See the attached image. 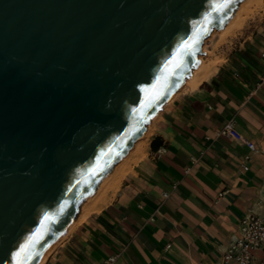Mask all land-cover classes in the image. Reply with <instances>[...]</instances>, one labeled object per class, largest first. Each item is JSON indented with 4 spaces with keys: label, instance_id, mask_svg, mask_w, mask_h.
<instances>
[{
    "label": "water",
    "instance_id": "95a60500",
    "mask_svg": "<svg viewBox=\"0 0 264 264\" xmlns=\"http://www.w3.org/2000/svg\"><path fill=\"white\" fill-rule=\"evenodd\" d=\"M243 1L0 0V264L65 234Z\"/></svg>",
    "mask_w": 264,
    "mask_h": 264
},
{
    "label": "crops",
    "instance_id": "0c3cea01",
    "mask_svg": "<svg viewBox=\"0 0 264 264\" xmlns=\"http://www.w3.org/2000/svg\"><path fill=\"white\" fill-rule=\"evenodd\" d=\"M244 21L209 40L208 75L163 104L42 264H215L263 211L264 0ZM232 117L254 149L218 134Z\"/></svg>",
    "mask_w": 264,
    "mask_h": 264
},
{
    "label": "built area",
    "instance_id": "2783aa9c",
    "mask_svg": "<svg viewBox=\"0 0 264 264\" xmlns=\"http://www.w3.org/2000/svg\"><path fill=\"white\" fill-rule=\"evenodd\" d=\"M218 134L244 142L251 149L255 147L254 142L238 130L233 117L226 121ZM245 168L248 167L245 166ZM261 190L264 194V183ZM262 207L261 213L249 212L241 218L239 235L215 264H264V205ZM256 250H261L262 255L256 254ZM117 257L118 253L109 256L106 263L114 262Z\"/></svg>",
    "mask_w": 264,
    "mask_h": 264
},
{
    "label": "bare ground",
    "instance_id": "6f19581e",
    "mask_svg": "<svg viewBox=\"0 0 264 264\" xmlns=\"http://www.w3.org/2000/svg\"><path fill=\"white\" fill-rule=\"evenodd\" d=\"M253 0H245L243 2L239 3V6L237 7L235 14L233 15V17L231 18V20L225 24V26L221 29H214L211 34L205 39L203 45H202V50L205 51V54H200L198 56L199 61L196 63V66L192 68V70L190 71V73L188 74V76L185 78L184 83L178 88V90L184 85V84H191V85H195L197 80L200 78V76H206L208 70L206 67V63H205V57L208 56V49H206V43L209 41V39L215 34V33H219L222 36L225 35L226 33L233 31L235 29L238 28L240 21L243 17L242 12L243 10L246 8V6L249 4H251ZM245 12V10H244ZM208 75V74H207ZM177 92V91H176ZM176 92L174 94H172L170 96V98L168 100H170L171 98H173V96L176 94ZM160 110V109H159ZM158 112L154 115V117L151 119V121L148 124L147 129L145 130L144 134L134 143V147L133 149L129 150L128 153L123 156L122 160H120V162L117 163L116 166H120L123 162H125V160L127 159V157L129 156V154L144 140V138L148 135L149 131H150V127L151 124L153 123V121L156 119V117ZM115 166V168H116ZM114 170H112L110 173H108L100 182V184L98 185V187L96 188L95 192L86 200L81 204V210L80 213H82V211L85 209V206L88 202L92 201L93 198L98 194V192L101 190V188L110 180V178L113 175ZM76 220V219H75ZM75 221L72 222V224H74ZM70 225L69 228L67 229V231L65 232V234L59 239L57 240L53 245H51L44 253L43 255L38 259V261L35 264H42L44 262V260L47 258V256L50 254V252L54 249V247L59 244V242L66 236V234L68 233V231L70 230V228L73 225Z\"/></svg>",
    "mask_w": 264,
    "mask_h": 264
},
{
    "label": "rangeland",
    "instance_id": "374dc122",
    "mask_svg": "<svg viewBox=\"0 0 264 264\" xmlns=\"http://www.w3.org/2000/svg\"><path fill=\"white\" fill-rule=\"evenodd\" d=\"M262 4V0H253L252 2H251V4H249V6L247 5L246 6V8L244 9L245 10V12H244V10H243V12H242V15H243V17H242V19H241V21H240V24H239V26L238 27H240V26H242L243 24H244V20L245 19H247L249 16H251L252 14H254L255 12H256V10L259 8V6ZM216 34V33H215ZM214 34V35H215ZM214 35L210 38V39H212V38H214ZM220 36H222L221 34H220ZM224 36V35H223ZM222 36V37H223ZM209 39V40H210ZM209 42V41H208ZM207 42V43H208ZM206 43V49H208L207 47V44ZM208 53L210 54L211 53V51H208Z\"/></svg>",
    "mask_w": 264,
    "mask_h": 264
},
{
    "label": "snow or ice",
    "instance_id": "6c2138e0",
    "mask_svg": "<svg viewBox=\"0 0 264 264\" xmlns=\"http://www.w3.org/2000/svg\"><path fill=\"white\" fill-rule=\"evenodd\" d=\"M22 251H27V249H22ZM17 264H21V261H17Z\"/></svg>",
    "mask_w": 264,
    "mask_h": 264
}]
</instances>
